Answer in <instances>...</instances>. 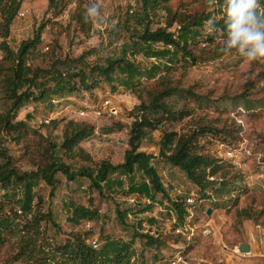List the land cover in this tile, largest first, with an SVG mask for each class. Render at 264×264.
I'll return each mask as SVG.
<instances>
[{
	"label": "rangeland",
	"instance_id": "rangeland-1",
	"mask_svg": "<svg viewBox=\"0 0 264 264\" xmlns=\"http://www.w3.org/2000/svg\"><path fill=\"white\" fill-rule=\"evenodd\" d=\"M92 3L99 5L100 16L95 20L89 19L91 27L84 29L76 19L77 3L55 16L48 8L49 0H25L20 12L26 15H18L14 22L9 46L17 51L44 25L42 42L31 56L30 64L33 67L44 70L55 67L57 72L73 74L82 69L89 71L96 65H105L107 58L120 56V49L128 42L129 34L134 32V18L128 17L126 0H86L81 7L87 9ZM170 8L178 14L177 22L170 30L176 34L179 27L192 20L190 17L216 13V17L201 29L202 36L197 43L199 52L206 47V36L213 34L210 24L223 17L217 13L218 2L212 0H173ZM142 10L143 7L137 15ZM128 18L130 24L125 26ZM167 20L166 12H159L152 29L165 27ZM153 49L159 51L163 47L154 45ZM193 51L199 55L194 48ZM3 58L4 53L0 50V61ZM78 59L82 60L81 63H76ZM133 60L143 72H148L137 90L117 86V92L113 93L110 86L104 83L91 93L84 90L81 96L65 98L53 108L47 105L49 102L27 103L16 119V122L26 124L22 138L14 133L10 136L0 133V152L7 151L22 173L36 171L48 162L51 146L54 143L60 145L63 140L64 124L52 133L44 125L55 119H75L90 122L96 127L95 136L82 144L92 161L64 158L65 163L71 165L73 170L94 168L102 161L121 164L129 149L133 124L142 115L141 105H149L158 93L166 89L177 88L179 94L167 96L163 102L173 108L179 119L166 122L163 129L155 131V135L151 131L141 150L159 155V139L164 131L184 135L200 128L217 129V136L202 140L200 147L205 155L222 159L239 171L241 189L235 193L237 203L230 210H216V214L211 216L207 212H200L191 237L174 236L166 247L158 250L146 246L134 229L139 235L172 233L175 221L163 206L138 216L139 221L128 216L122 222L117 218V206L121 211L136 209L135 200L125 199L121 195L99 197L88 190V180L73 183L58 175L59 186L54 195L45 183L37 190L43 200V213L49 217V221L43 223L45 240L64 243L74 233H91L90 241H98L100 247L107 240L131 243L140 260H145L146 264H172L174 257L182 250L185 256L183 264H264V78L261 76L264 61L249 63L235 53L211 60H198L195 64L189 60L187 64L182 54L170 64L166 59L158 60L144 53ZM153 66L161 68L154 76L149 74ZM46 85L52 87L54 83ZM244 95L254 101L249 111L239 99ZM1 97L0 92V115H6L10 104ZM106 101L111 104L105 110ZM98 111L103 112L102 116H97ZM82 113L86 116H82ZM166 171L168 177L164 181L169 194L185 199L192 194L197 195V187L184 176L179 177L175 184L170 169ZM72 205L85 208L92 205L98 211L99 219L74 224L71 221ZM208 206L206 204L203 208ZM245 209L249 214H242ZM248 215L253 217L249 219ZM152 218L156 224L151 225L147 221ZM251 231L256 234L252 236ZM177 239L180 241L178 246L172 245ZM243 244L251 245L250 254L240 252ZM4 253L0 264H8L6 258L9 254Z\"/></svg>",
	"mask_w": 264,
	"mask_h": 264
},
{
	"label": "trees",
	"instance_id": "trees-1",
	"mask_svg": "<svg viewBox=\"0 0 264 264\" xmlns=\"http://www.w3.org/2000/svg\"><path fill=\"white\" fill-rule=\"evenodd\" d=\"M24 1L0 0V50L4 53V58L0 61V92L1 98L10 104L7 114L0 115V133L8 136L14 133L18 138H22L26 124L23 121L16 122V119L20 109L27 103L49 102L47 105L53 108V105L65 98L81 96L84 90L91 93L104 83L110 86L113 93L117 92V86L137 90L148 73L143 72L133 60L138 54H150L158 60L166 59L168 64L175 61L179 54H182L186 62L189 60L192 64L198 60H211L226 54L222 51L226 46L224 0H212L218 2L217 13L223 17L210 24L213 34L206 36V47L200 52L197 51V43L202 36L201 29L216 17V13L190 17L192 20L179 27L176 34L170 31L178 16L170 8L173 0H138V11L134 15L128 14V17L134 18L135 29L129 34L128 42L120 49V56L107 58L105 65H96L89 68V71L82 69L73 74L57 72L55 67L51 70L36 68L30 61L42 42L44 25L32 39L24 41L17 51L12 50L8 43L12 26ZM85 2L86 0H49L48 8L58 16L77 3L76 19L84 29H90L91 21L84 19L86 9L81 7ZM260 4L264 6V0H260ZM141 7L142 13L137 15ZM161 11L166 12L167 23L165 27L152 29L154 20ZM130 18L125 26L130 24ZM154 45H162L163 50L155 51ZM213 47L214 49H211ZM193 48L199 55L195 54ZM81 61L78 59L76 63ZM160 70V67L153 66L149 74L154 76ZM261 76L264 78V71ZM50 83L54 85L48 87L46 84ZM179 92L177 88L166 89L158 93L149 105H141L142 115L133 124L129 149L125 153L124 162L118 165L102 161L94 168L82 167L73 170L71 165L64 162V158L92 161L82 144L95 136L96 127L90 122L75 119H55L44 125L52 133L64 124L63 140L60 145L54 143L51 146L52 152L48 162L36 171L22 173L8 152L1 151L0 261L6 250L4 254H9L6 258L8 264H146L145 260H140L131 243L107 240L102 247L95 249L90 241L91 233H74L64 243L46 241L43 223L48 222L49 217L43 213V200L37 190L45 183L54 195L59 186L58 175H63L73 183L88 180V190L97 193L99 197L120 194L135 200L136 209L121 211L118 205L117 218L124 222L128 216H132L139 221L137 217L150 212L153 204L158 202L155 201L158 195L164 199L169 198L167 189L154 167L156 157L141 151V148L151 131L163 129L166 122L179 119L173 108L163 102L167 96ZM239 99L248 111L254 105V101L245 95ZM218 132L215 128H200L184 135L175 131L162 132L159 159L178 168L187 180L197 187L198 193L193 205H189L185 197L171 202L176 217L172 233L139 235L134 229L146 246L160 250L163 246L166 247L174 236L189 238L200 212L206 213L209 208L213 211L230 210L235 206L234 203H237L235 193L241 189L239 171L222 159L205 155L200 147L202 140L207 141L209 136L215 137ZM144 199L150 200L151 205L144 203ZM36 200L38 203H35ZM206 204L209 206L204 209ZM71 210V221L76 225L82 221L99 219V213L92 205L89 208L72 205ZM242 214L249 213L245 209ZM250 216L248 215L249 219L253 217ZM188 217L190 220H187ZM147 221L151 225L156 224L153 218ZM50 222H54L52 218ZM179 227L188 229L187 233L177 234L176 229ZM178 240L172 245L178 246ZM178 253L184 254L183 250Z\"/></svg>",
	"mask_w": 264,
	"mask_h": 264
},
{
	"label": "clouds",
	"instance_id": "clouds-1",
	"mask_svg": "<svg viewBox=\"0 0 264 264\" xmlns=\"http://www.w3.org/2000/svg\"><path fill=\"white\" fill-rule=\"evenodd\" d=\"M223 10L226 46L222 51L235 53L249 63L264 61V6L260 0H224ZM99 16V5L92 3L84 19L95 20Z\"/></svg>",
	"mask_w": 264,
	"mask_h": 264
},
{
	"label": "crops",
	"instance_id": "crops-1",
	"mask_svg": "<svg viewBox=\"0 0 264 264\" xmlns=\"http://www.w3.org/2000/svg\"><path fill=\"white\" fill-rule=\"evenodd\" d=\"M153 134L155 135V132H153ZM150 137V136H149ZM148 137V138H149ZM157 138V137H156ZM159 139V138H158ZM161 139H159V141H160ZM143 145V144H142ZM159 150H161V148H160V143H159ZM141 151H143V152H146L144 149L143 150H141ZM147 154H150V155H153L154 157H156V160H154V167L157 169V171H158V174H159V176L161 177V179H162V182H163V184H164V186H165V188L167 189V184L165 183V181H164V179H165V177H168V174H167V169H170V172H171V176H172V179L175 181V184L178 182L177 180H178V178L179 177H182V176H184V178H186L185 177V175L178 169V168H176V167H173L171 164H169L168 162H166V161H163V160H161V159H159V155H157V154H152L151 152H146ZM159 154H160V152H159ZM124 162V161H123ZM122 162V163H123ZM161 166V167H160ZM163 168H166V170L165 169H163ZM187 179V178H186ZM192 184V183H191ZM167 192H168V195H169V198H167V199H164V198H162V196L161 195H158L157 197H156V200L155 201H158V202H156V203H154L153 204V208H152V210L150 211V212H152L154 209H155V207H161V206H163L164 207V209H165V212L166 213H168L169 215H171V217H173V219L175 220V213H174V211H173V208H172V201H175L177 198H180V197H173L171 194H169V190L167 189ZM117 195H120V194H117ZM122 196V195H121ZM123 198H125V199H129V198H126V197H124V196H122ZM131 200H133V199H131ZM143 201H146L147 203L146 204H150L151 205V201L150 200H148V199H144ZM216 212L217 211H213V213H212V215H214V214H216ZM175 217V218H174ZM173 220V221H174ZM256 234V233H255ZM255 234H253V231H251V235L252 236H254Z\"/></svg>",
	"mask_w": 264,
	"mask_h": 264
},
{
	"label": "built area",
	"instance_id": "built-area-1",
	"mask_svg": "<svg viewBox=\"0 0 264 264\" xmlns=\"http://www.w3.org/2000/svg\"><path fill=\"white\" fill-rule=\"evenodd\" d=\"M126 4H127V11H128V14L129 15H134L137 11H138V7H139V2H138V0H126ZM20 17H24L26 14L24 13V12H19V14H18ZM170 49H171V47H169ZM153 60H155V59H153ZM156 64H158L157 62H156ZM110 104H111V102L110 101H106L105 103H104V108H105V110L110 106ZM97 116H102V114H103V112L102 111H98L97 113ZM82 116H86V114L85 113H82ZM230 155H232V153H229ZM194 200H195V195L194 194H192V195H190V197L187 199V203L189 204V205H193L194 204ZM187 220H190V217H188L187 218ZM175 223H176V218H175ZM187 231H188V229H182L181 227H179V228H177L176 229V233L177 234H185V233H187ZM193 232V230L191 229V233H190V237H191V235L193 234L192 233ZM92 245H93V247L95 248V249H97L100 245H99V243H98V241H93L92 242ZM184 261H185V256L183 255V254H181V253H178L175 257H174V259H173V261H172V264H183L184 263Z\"/></svg>",
	"mask_w": 264,
	"mask_h": 264
},
{
	"label": "water",
	"instance_id": "water-1",
	"mask_svg": "<svg viewBox=\"0 0 264 264\" xmlns=\"http://www.w3.org/2000/svg\"><path fill=\"white\" fill-rule=\"evenodd\" d=\"M213 210L212 209H208L207 211V215L211 216L212 215ZM240 252L242 254H250L251 253V245L250 244H243L240 246Z\"/></svg>",
	"mask_w": 264,
	"mask_h": 264
}]
</instances>
